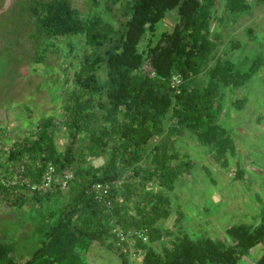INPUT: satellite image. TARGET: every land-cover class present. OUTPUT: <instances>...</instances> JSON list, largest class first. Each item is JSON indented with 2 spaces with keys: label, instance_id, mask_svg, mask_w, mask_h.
<instances>
[{
  "label": "trees",
  "instance_id": "1",
  "mask_svg": "<svg viewBox=\"0 0 264 264\" xmlns=\"http://www.w3.org/2000/svg\"><path fill=\"white\" fill-rule=\"evenodd\" d=\"M92 1L98 10L86 18L78 15L69 0H31L25 5L35 24L31 35L44 46L76 35H82L94 49L110 46L103 52L77 56L72 87L61 105L62 127L68 138L64 149L55 145L51 117L37 124L34 136L14 141L9 149L6 160L27 164L25 174L34 182L41 180L49 161L60 170L56 175L69 165L76 168L64 188L54 181L46 190L27 193L25 185L5 187L0 183L8 199L13 189L22 190L13 203L22 205L29 200L34 205L31 218L40 223H36L40 246L26 259H16L14 244L0 241V264H86L84 253L94 241L114 250L123 264H134L130 255L142 256L138 264H238L258 245L261 252L256 263L264 264V199L260 196L255 222L229 225L226 236L219 238L191 237L182 229L173 233L169 227L166 231L173 234L169 244L155 250L153 244L162 237L156 223L169 217L173 204L168 192L145 191L152 180L172 190L179 177L193 171L191 156L175 146L177 138L187 132L207 147L217 167L226 169L234 161V137L219 117L222 100L226 93L233 96L260 70L264 56H256L250 63H242L236 56H217L204 79L192 82L220 43L216 42L218 32L213 34L211 29L220 0H124L120 33L112 20L104 19L119 0ZM223 2L231 15L249 8L248 0ZM173 10L176 21L170 29L159 31L160 23ZM251 32L248 27L249 37ZM146 34L156 40H148L145 49L139 50ZM240 47L241 42L234 40L223 52L227 55ZM146 61L154 75L144 71ZM102 68L104 79L97 73ZM177 75L180 82L171 85ZM232 103L240 109L245 99L236 96ZM158 136L164 140L148 149L151 138ZM107 151L108 159L100 167L89 164L90 157ZM203 167L212 174L208 166ZM129 168L133 170L130 179L115 183ZM236 174L242 177L243 172L238 169ZM93 182L110 185L98 200L86 193ZM175 215V223L180 225L184 215L179 209ZM128 230L135 233L129 236ZM136 230L143 231L146 238Z\"/></svg>",
  "mask_w": 264,
  "mask_h": 264
},
{
  "label": "rangeland",
  "instance_id": "2",
  "mask_svg": "<svg viewBox=\"0 0 264 264\" xmlns=\"http://www.w3.org/2000/svg\"><path fill=\"white\" fill-rule=\"evenodd\" d=\"M29 1L31 0H0V176H8L9 168L13 167L33 185L44 187L40 181L34 182L25 174L27 164L21 161L14 164L12 160V163L6 160L9 149L14 141L34 136L37 124L49 117L54 123L55 145L60 151L64 149L68 138L62 127L61 105L72 87V74L78 66L77 56L83 52H103L110 44L94 49L86 45L82 35H76L58 38L53 41V45H42L40 38L31 35L35 24L32 12L25 10ZM223 1L220 0L215 13L216 19L211 23L213 34L218 32L216 42L220 43L217 44L212 60L192 78V82L204 79L207 68L217 56H236L242 63H250L256 56H264V2L248 0L247 10L231 15ZM69 2L78 10L81 18L98 10L92 0ZM123 11L124 0H119L104 15V19L112 20L119 33L123 31L125 21ZM175 21V10L169 11L158 30L170 29ZM248 27L252 28L250 37ZM148 40L154 42L156 37L146 34L138 44L139 50L145 49ZM234 40L241 42L240 49H232L226 55L223 50H227L229 43ZM97 73L104 79L103 68ZM236 96L245 99L243 108H236L232 103ZM222 102L224 107L219 117L234 137L235 152L231 158L234 161L226 169L219 168L214 164L207 147L202 145L194 133L187 132L188 134L177 138L176 148L181 153H188L195 165L192 172L189 171L176 180L172 190L159 185L156 180H152L145 188V191L168 192L173 204L169 217L156 223L160 226L162 237L153 244L155 250L169 244L173 237L172 232L166 231L169 227L173 233L182 229L191 237L207 235L219 238L226 236L225 229L229 225L250 224L258 217L257 199L259 196L264 199V65L233 96L226 93ZM151 139L148 149L164 140L160 136ZM108 153L109 151L101 156L90 157L89 164L100 167L107 161ZM144 162H148L147 159ZM5 163H9L7 170ZM49 164L59 173L60 170L57 171L49 161L41 178L43 174L45 177ZM203 166H208L212 174L207 173ZM70 168L73 179L76 168L74 164L63 168L61 172H67ZM238 169L242 170V177L236 174ZM131 175L133 170L129 168L115 183L129 180ZM18 190L13 189L9 199L5 191L0 190V241L14 244L13 255L16 259L21 256L26 259L40 246L39 237H36V227L40 223L31 218L34 205L29 200L22 205L13 203L20 194L19 191H22ZM176 209L184 215L180 225L175 223ZM255 250L239 260L238 264H257L256 258L261 252V245ZM84 258L86 264H123L114 250L98 241L90 245ZM141 258L130 255L129 261L138 264Z\"/></svg>",
  "mask_w": 264,
  "mask_h": 264
},
{
  "label": "built area",
  "instance_id": "3",
  "mask_svg": "<svg viewBox=\"0 0 264 264\" xmlns=\"http://www.w3.org/2000/svg\"><path fill=\"white\" fill-rule=\"evenodd\" d=\"M143 69L149 75H154V71L151 69L150 65L148 64V61H146L143 64ZM178 82H180L179 75L176 76L175 80L171 83V85H175ZM55 173H56V170L54 169V167L51 164H49L48 168L46 170L45 177H44V174H43V176H42V178L40 180V184H42L44 187H39V186L33 185L31 182H29L27 177L17 173V170H14L13 167H10L9 171H8V176H0V183L3 186H5V187H7L9 185H14V186H23V185H25L29 189L28 192L32 193L33 191H37V190H46L52 184V182H54V181L60 182L59 183L60 184L59 185L60 188H64L67 185L68 181H69L68 179H71L72 175H73V171H72L71 168L67 172H64V171L60 172V175H56ZM109 186L110 185L107 184V183L93 182L90 185V187L87 190V192H89L90 194L93 193L94 194V198L98 200V198H100V196H102L103 193H106L108 191ZM114 230H116V229H114ZM136 232L141 234L143 236V238H146V234L144 235L143 231L136 230ZM144 232H145V230H144ZM133 233H135L134 230H128L127 231V234L129 236H131ZM131 256H134V255H131Z\"/></svg>",
  "mask_w": 264,
  "mask_h": 264
},
{
  "label": "crops",
  "instance_id": "4",
  "mask_svg": "<svg viewBox=\"0 0 264 264\" xmlns=\"http://www.w3.org/2000/svg\"><path fill=\"white\" fill-rule=\"evenodd\" d=\"M90 247V246H89ZM89 249V248H88Z\"/></svg>",
  "mask_w": 264,
  "mask_h": 264
}]
</instances>
